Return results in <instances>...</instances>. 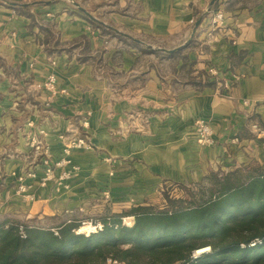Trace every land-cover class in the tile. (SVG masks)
Masks as SVG:
<instances>
[{"label": "crops", "instance_id": "obj_1", "mask_svg": "<svg viewBox=\"0 0 264 264\" xmlns=\"http://www.w3.org/2000/svg\"><path fill=\"white\" fill-rule=\"evenodd\" d=\"M98 52L105 70L89 58ZM200 70L216 84H192ZM197 119L212 125V144L198 141ZM84 131L93 147L66 150ZM62 158L72 177L43 184L46 159ZM250 164L264 167V0H0V219L68 211L100 189L129 208L156 206L163 185H205Z\"/></svg>", "mask_w": 264, "mask_h": 264}, {"label": "trees", "instance_id": "obj_2", "mask_svg": "<svg viewBox=\"0 0 264 264\" xmlns=\"http://www.w3.org/2000/svg\"><path fill=\"white\" fill-rule=\"evenodd\" d=\"M23 3L13 7L28 13L29 6ZM30 16L34 23V15ZM91 22L102 34L110 33L98 21ZM46 32L45 44L52 52L59 48L56 30ZM88 46L84 43L83 49ZM99 60H103L101 53ZM212 78L200 70L189 81L202 88L216 84L217 78ZM208 181L205 191L210 195L202 203L187 204L165 193L169 209L133 206L128 211L134 218L132 225L113 214L102 217V228L91 234L72 219L48 227L4 222L0 225V264H103L108 258L125 264H264V167L250 164L215 172ZM93 229L91 225L87 231ZM205 246L209 250L195 257V251Z\"/></svg>", "mask_w": 264, "mask_h": 264}, {"label": "rangeland", "instance_id": "obj_3", "mask_svg": "<svg viewBox=\"0 0 264 264\" xmlns=\"http://www.w3.org/2000/svg\"><path fill=\"white\" fill-rule=\"evenodd\" d=\"M99 33L102 34V32H99ZM109 34L112 35L111 32L110 33H108V32L103 33L102 35L108 36ZM81 45H82L81 50L84 51V49H83L84 48V41L81 43ZM130 47H131V45H130ZM105 51H106V49L103 50V53ZM134 51L137 54L139 52L136 49ZM80 54H82V52H80ZM121 54H122V49L117 50L114 53V58L117 60L120 59ZM99 55L100 54L97 53L95 58L92 59L91 56H89V58L94 60V62L100 68V70H105L107 59L104 58V60L100 61ZM80 56H83V55H80ZM102 56H103V54H102ZM87 58H88V55H87ZM51 78H53V79H51ZM46 88L49 89L50 92H52V95L57 92L55 75L50 74L48 76V81L46 82ZM61 137L65 138V135L61 134ZM83 138H85L86 143L88 145V147H86V148L93 147L91 141L87 138L86 131L83 132ZM74 139H72V140L70 139L69 143L71 141H73ZM33 142H34V144H32L31 147L37 149L36 145H37L38 141L34 140ZM69 143L66 146V150L70 148ZM63 161H64V163H63ZM70 164H72V162H69L68 159H64V158H62L60 160H56V161H52L51 159H46V161L44 162L45 167L43 169L44 176L42 177L41 182L44 181V178L47 175L50 176V179L47 181H52L55 183V185H59L60 179L64 180V179L71 178L72 177L71 169L66 170L64 168L65 166H69ZM261 166H262V164H261ZM61 167L63 168V170L61 171L60 175H57V173L59 171L57 172L56 170H58ZM64 172H68L69 174L64 176ZM35 173H36L35 171L32 172V175L34 176ZM203 186H204L203 189L200 187H195V188L193 187V189H192V187H190V189L192 191L189 192L187 190V188L184 189L181 187H178L177 191H172V189L170 187L167 188L166 185H163L161 187V191H162L164 200H162L159 205H157V204H155V205L157 207L169 209L168 205H166V203H167L166 194L167 193L173 197H179L182 201L185 200L187 202V204L202 203L205 200H207L209 198V195H210V192H207V190L205 191L207 186H209V181L207 180V182H205V185H203ZM102 191H104V192H102ZM183 206H186V205L183 204ZM128 211H129V207H127L125 204H121V203H117V202L113 201V199L109 196L106 189L105 190L100 189V194L98 193L97 195L92 197L87 203H83L80 206H77L75 208L73 207V208L69 209L68 211L64 210L62 212H56L54 215H49V216H47V215L46 216H40L42 214H37V215H33L32 217H29V218H27L25 216H16V217L13 216V217H9L8 220H4V219L2 220V218H1L0 219V225L3 224L4 222H8V223L20 222V223H28V224H34V225H40V226H47L48 227V226H55V225L65 221V220L72 219V220L79 222V224L81 225L79 228L82 230L85 227V225H89V222H92V225L94 226L100 222V219L102 217L111 216L113 214L121 215L123 222L125 224L132 225L134 218L132 215H129ZM84 222H86V224H83ZM98 230H100L99 227H97L93 231H85V233L91 234V233L96 232ZM200 254L201 253H197V256ZM103 264H113V263H109L108 259H107Z\"/></svg>", "mask_w": 264, "mask_h": 264}, {"label": "built area", "instance_id": "obj_4", "mask_svg": "<svg viewBox=\"0 0 264 264\" xmlns=\"http://www.w3.org/2000/svg\"><path fill=\"white\" fill-rule=\"evenodd\" d=\"M224 17H225L224 12L218 10V11H216L213 14L212 21H213L214 24H218L221 20L224 19ZM209 72L211 74H213V76H216L217 78H219V72H218V70L216 68L211 67L209 69ZM51 79H53V78H51ZM222 85L225 88H227V87H229V82L227 80H224ZM253 128L256 129V130H261L260 125L257 124V123L253 124ZM195 131L197 133L198 141L201 144L210 145V144H212L214 142V135H213L212 125L209 122H207L206 120L197 119L195 121ZM70 147L83 148V147H88V145H87L86 140L84 138H77V139H74L73 141H71ZM36 148L38 149V148H40V146L37 144ZM63 163H64V161H63ZM68 174H69L68 172H64V176H66ZM49 179H50V176L47 175L44 178V181L42 183L45 184L46 181L49 180ZM18 191L21 192V193L26 191V188H25L24 184H20L19 185ZM83 224H86V222H84ZM89 224L92 225V222H89ZM94 227H95V229L97 227H99L101 229L102 228V224L99 222L98 224L94 225ZM20 229H21V233L23 235H25L23 226H20ZM194 256L197 257V253H195ZM108 262L109 263H113V264H125V262L119 261V260L113 259V258H108Z\"/></svg>", "mask_w": 264, "mask_h": 264}, {"label": "bare ground", "instance_id": "obj_5", "mask_svg": "<svg viewBox=\"0 0 264 264\" xmlns=\"http://www.w3.org/2000/svg\"><path fill=\"white\" fill-rule=\"evenodd\" d=\"M134 222V221H133ZM94 229H95V227H94ZM93 229V230H94ZM92 230V231H93ZM79 232H81L80 230H79ZM82 233H84V232H82ZM209 246H205V247H202V248H198L196 251H195V253H202L203 251L205 252V251H207V249L209 250Z\"/></svg>", "mask_w": 264, "mask_h": 264}, {"label": "water", "instance_id": "obj_6", "mask_svg": "<svg viewBox=\"0 0 264 264\" xmlns=\"http://www.w3.org/2000/svg\"><path fill=\"white\" fill-rule=\"evenodd\" d=\"M216 0H212V4L215 2ZM13 5H15L16 3H12ZM204 252V251H203Z\"/></svg>", "mask_w": 264, "mask_h": 264}]
</instances>
